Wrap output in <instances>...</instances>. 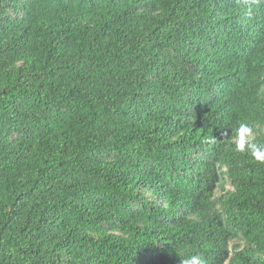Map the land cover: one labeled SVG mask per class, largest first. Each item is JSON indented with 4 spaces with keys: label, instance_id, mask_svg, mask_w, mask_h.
I'll return each mask as SVG.
<instances>
[{
    "label": "trees",
    "instance_id": "1",
    "mask_svg": "<svg viewBox=\"0 0 264 264\" xmlns=\"http://www.w3.org/2000/svg\"><path fill=\"white\" fill-rule=\"evenodd\" d=\"M232 2L238 3L234 10ZM242 0H0V264H264V32Z\"/></svg>",
    "mask_w": 264,
    "mask_h": 264
},
{
    "label": "clouds",
    "instance_id": "2",
    "mask_svg": "<svg viewBox=\"0 0 264 264\" xmlns=\"http://www.w3.org/2000/svg\"><path fill=\"white\" fill-rule=\"evenodd\" d=\"M249 10H252L249 16L248 26L253 32H264V0H242ZM238 3L232 2L229 8L234 10ZM255 133L253 128L241 123L236 130L235 149L237 152H249L251 157L258 162L264 163V146L253 143ZM185 264H202L200 258L192 256L185 261Z\"/></svg>",
    "mask_w": 264,
    "mask_h": 264
}]
</instances>
